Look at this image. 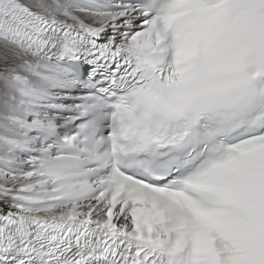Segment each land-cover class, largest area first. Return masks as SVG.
<instances>
[{"label":"snow or ice","instance_id":"obj_1","mask_svg":"<svg viewBox=\"0 0 264 264\" xmlns=\"http://www.w3.org/2000/svg\"><path fill=\"white\" fill-rule=\"evenodd\" d=\"M0 264H264V0H0Z\"/></svg>","mask_w":264,"mask_h":264}]
</instances>
